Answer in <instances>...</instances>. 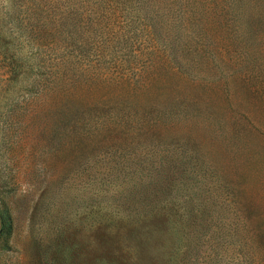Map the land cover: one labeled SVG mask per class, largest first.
I'll return each instance as SVG.
<instances>
[{"label":"rangeland","instance_id":"1","mask_svg":"<svg viewBox=\"0 0 264 264\" xmlns=\"http://www.w3.org/2000/svg\"><path fill=\"white\" fill-rule=\"evenodd\" d=\"M200 1L179 9L177 0H0V210L11 220L0 264H264V0L242 1L250 41L235 48L237 67L227 58V0ZM160 32L180 40L179 51L200 36L211 42L214 62L196 70L204 86L158 64L134 85L141 64L163 55ZM171 84L235 122L228 147L198 132L163 134L196 139L232 181L211 202L199 240L176 225L179 196L139 216L118 207L116 186L131 177L117 178V167L150 149L128 116L164 104Z\"/></svg>","mask_w":264,"mask_h":264},{"label":"trees","instance_id":"2","mask_svg":"<svg viewBox=\"0 0 264 264\" xmlns=\"http://www.w3.org/2000/svg\"><path fill=\"white\" fill-rule=\"evenodd\" d=\"M243 0H227L223 3L227 8L224 10L228 14L229 37L234 48L227 50V58L234 59V67L240 66V53H235V48L249 43L250 39L244 37L242 20ZM200 3L210 5L216 0H201ZM179 9L186 5L182 0H177ZM228 9L230 11H228ZM158 23V22H157ZM156 22L151 24V31H156ZM235 26V27H234ZM182 29L175 26V31L179 34ZM248 32V26H246ZM160 39L157 41L159 49L163 50V55L159 58H149V63L141 64V72L133 82L134 85L147 84L152 78L154 66L159 65L161 74L176 69L178 75L189 79L195 83L201 81L198 86H204V81L198 77L196 70H201V66L210 61L214 62V54L208 50L211 42L207 39L194 41L193 47L187 50H178L179 42L170 41L164 38L160 32ZM247 34V33H246ZM157 46V47H158ZM193 48V50H191ZM202 49L203 54L198 58L194 57L195 51ZM167 53V54H166ZM229 54V55H228ZM220 55V54H219ZM166 56V57H165ZM221 56V55H220ZM238 56V57H235ZM102 57V56H101ZM100 59V56L98 57ZM97 59V62H99ZM93 72V71H92ZM136 75L134 73L131 79ZM102 77V72L97 74ZM122 76H120V79ZM121 82H130L128 77H124ZM118 81V82H119ZM138 86V87H139ZM167 101L157 108H147L142 111H133L126 121L129 132L134 135L145 137V142L149 143V151L144 155L131 153L125 157L123 167H117L115 174L117 178L122 172H127L131 177L126 188L116 189L119 198L123 201L118 207L135 212L138 216L145 211H152L156 208H165L169 203L174 202V198H181L184 211L183 221L177 223L182 231L194 235L197 240L201 239L207 225V219L211 214V202L216 199L221 200L223 192L230 190L232 181L228 176H220L214 167L207 161L201 144L194 138L179 137L176 139L163 138L167 130L181 129L188 133L198 132L206 140L212 143H219L228 147L233 141L232 135L235 131L234 117L232 121H227L225 115H221L205 103L202 95L187 91L181 93L178 85L171 84L167 87V92L163 95ZM137 137V136H135ZM158 144V146H154ZM121 158V157H120ZM128 169L124 170V168ZM11 220L6 208L0 210V233L10 234ZM192 237L188 240V252L193 250L191 245Z\"/></svg>","mask_w":264,"mask_h":264}]
</instances>
